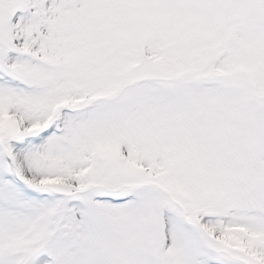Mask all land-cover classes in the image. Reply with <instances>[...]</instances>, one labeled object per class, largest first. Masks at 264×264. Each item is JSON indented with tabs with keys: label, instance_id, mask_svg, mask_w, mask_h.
Wrapping results in <instances>:
<instances>
[{
	"label": "snow or ice",
	"instance_id": "snow-or-ice-1",
	"mask_svg": "<svg viewBox=\"0 0 264 264\" xmlns=\"http://www.w3.org/2000/svg\"><path fill=\"white\" fill-rule=\"evenodd\" d=\"M0 264H264V0H0Z\"/></svg>",
	"mask_w": 264,
	"mask_h": 264
}]
</instances>
